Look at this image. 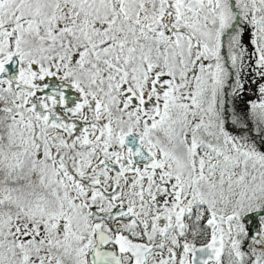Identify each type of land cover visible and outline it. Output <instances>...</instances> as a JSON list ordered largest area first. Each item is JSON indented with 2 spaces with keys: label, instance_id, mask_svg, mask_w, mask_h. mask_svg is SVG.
Returning a JSON list of instances; mask_svg holds the SVG:
<instances>
[{
  "label": "snow or ice",
  "instance_id": "6c2138e0",
  "mask_svg": "<svg viewBox=\"0 0 264 264\" xmlns=\"http://www.w3.org/2000/svg\"><path fill=\"white\" fill-rule=\"evenodd\" d=\"M0 264H264V0H0Z\"/></svg>",
  "mask_w": 264,
  "mask_h": 264
}]
</instances>
